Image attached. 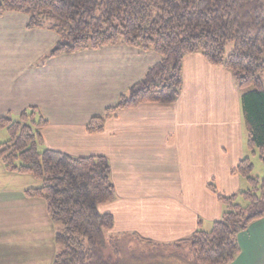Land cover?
<instances>
[{"label": "crops", "instance_id": "crops-1", "mask_svg": "<svg viewBox=\"0 0 264 264\" xmlns=\"http://www.w3.org/2000/svg\"><path fill=\"white\" fill-rule=\"evenodd\" d=\"M28 23L24 15L0 16V117L36 108L48 121L41 131L47 149L107 158L116 199L99 211L114 217L110 237L174 244L209 231L224 210L209 184L221 195L239 193L247 182L235 171L256 154L248 148L232 74L201 54L188 55L175 104L120 110L102 133L89 134V122L116 106L161 58L123 46L49 58L57 35L30 30ZM13 200L0 198L10 206ZM238 243L232 264H264V219L241 233ZM6 246H0V264L26 261Z\"/></svg>", "mask_w": 264, "mask_h": 264}, {"label": "trees", "instance_id": "trees-1", "mask_svg": "<svg viewBox=\"0 0 264 264\" xmlns=\"http://www.w3.org/2000/svg\"><path fill=\"white\" fill-rule=\"evenodd\" d=\"M5 14L24 15L30 30L56 34L49 58L117 46L159 55L160 61L116 106L89 122V134L102 133L120 110L175 104L183 87L184 58L201 54L232 74L248 148L258 152L264 165V0H0V16ZM47 126L36 108L0 117V130L10 137L0 144V163L10 173L41 181L25 193L44 200L51 221L62 227L56 242L63 251L53 264H232L240 253L238 236L264 219V177L254 178L253 163L245 158L235 172L246 180L247 190L225 196L214 182L208 186L224 209L210 232L197 230L171 244L175 251L159 262L114 261L106 255L115 238L109 236L114 217L99 211L116 199L110 163L103 156L73 157L42 149L41 131ZM238 198L244 205L237 204Z\"/></svg>", "mask_w": 264, "mask_h": 264}, {"label": "rangeland", "instance_id": "rangeland-1", "mask_svg": "<svg viewBox=\"0 0 264 264\" xmlns=\"http://www.w3.org/2000/svg\"><path fill=\"white\" fill-rule=\"evenodd\" d=\"M262 80L264 83V76ZM9 138L6 129L0 130V144L7 142ZM44 148L45 145L42 149ZM250 158L254 166L253 177L263 179L264 165L258 152ZM3 170L4 167L0 165V198L4 195L10 196L14 198L15 205L0 202V233L2 236L5 235L4 238H0V246L5 242L7 249L19 250L22 254L21 259L26 260L23 264H53L56 256L63 251V247L56 242V234L62 227L51 221L44 200L25 195L26 189L40 187L41 181L31 175H15L13 179ZM246 184L242 191L250 187L248 183ZM234 195L239 194L237 192ZM237 204L244 205V202L238 198ZM120 237L110 240L106 249L107 257L114 261L122 259L135 263L152 259L159 262L160 258L169 257L175 251L170 246L171 243L153 241V245H146L132 236Z\"/></svg>", "mask_w": 264, "mask_h": 264}]
</instances>
